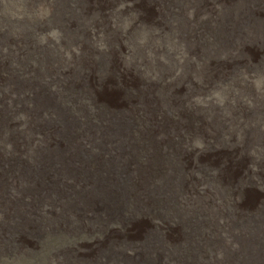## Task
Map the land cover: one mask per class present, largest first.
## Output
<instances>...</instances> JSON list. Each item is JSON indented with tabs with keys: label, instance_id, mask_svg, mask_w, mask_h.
Here are the masks:
<instances>
[{
	"label": "rangeland",
	"instance_id": "rangeland-1",
	"mask_svg": "<svg viewBox=\"0 0 264 264\" xmlns=\"http://www.w3.org/2000/svg\"><path fill=\"white\" fill-rule=\"evenodd\" d=\"M81 1L0 0V62L7 67L0 70V74L7 75L9 69L13 74L16 72L17 76H22L19 67L24 65L37 70L40 79L50 90L53 102L70 118L74 126L72 129L77 132L88 131V128L94 130L107 128L109 125L105 120L108 113L104 106L98 101L97 103L92 101L87 90H71L66 85L64 71L70 68L77 72L81 71L79 58L84 44L91 51L94 50L93 57L98 61L99 74L107 72L110 53L118 51L121 63L109 73L111 76L114 75L112 76L114 87L122 93L120 94L123 101L126 98L136 99L142 81L155 83V92L161 102L154 109V118L163 119V116H167L172 120L178 119V111L168 106L164 99L170 96V89L173 86L183 84V79L189 75L195 88L191 90L193 94L183 100L184 107L212 124L211 126L218 132V139L216 142L205 143L196 134L194 128L187 127V129H179L178 135L172 133L168 137L170 142H167L168 145L159 142L157 146L162 147L161 151L166 161L172 163L174 178L183 179L191 174L202 180V188L208 185L213 187L212 180L216 179L215 171L195 167L188 172V165H191L197 156L213 154L219 149H229L230 133H233L234 143L238 148H242L245 131L261 130L264 135V59H253L247 67L238 65L225 74V77L213 78V81L210 80L205 84L202 74L203 65L212 59L213 61L227 59L228 53L218 45L217 40L221 34L213 28L214 20H209L203 13L199 15L194 13L193 6L197 0H165L162 16L157 19L158 23L144 22L141 10L126 6V0H111L112 4L103 8L102 15L92 9L82 13ZM219 15L221 25L226 28L225 32H231V25H234L236 35L241 37L252 35V25L260 26L264 22V0H239L227 12L220 9ZM194 52L198 56L193 55ZM126 68L132 70L133 76L136 75L134 81L126 78L124 81L123 70ZM2 84L0 83V94L6 90ZM190 99L192 100L189 101ZM136 103L137 101H133L126 106L125 102L123 103L125 106H121L122 109H117L125 122L124 132L127 133L126 136H122V140L132 150L131 162L128 164L130 168L136 163L144 164L150 151L145 139L142 138L148 127V118L141 108L142 105ZM242 110H247L248 114L246 115ZM7 113L4 115L5 120L23 121L21 112ZM42 114L49 122L57 123V116L53 112L49 113V109ZM191 121L194 127L200 125L199 118H193ZM24 129V124L18 127L19 132L26 135ZM8 134L6 123L0 120V144H3L2 140L5 141ZM32 142L36 143V141ZM9 149L7 142L3 151L10 158ZM87 149L96 148L87 146ZM247 151L253 158H264L257 143L248 145ZM21 156L25 166L28 164L36 166L39 162H34L36 156L31 147H27ZM251 163L250 166H253L254 164ZM89 166L94 168L95 164L90 161ZM154 176L152 177L156 180V174ZM25 183V180L18 176L17 185L9 184L6 188L8 193L5 194L6 198L0 199V264H93L85 259H93L94 264H130L129 259L136 258L139 242L137 239L134 241L126 237L125 228L143 220L148 221L151 217L142 212L143 206L135 204L134 197L126 194L122 198L113 199V203L117 201L114 208L115 213H118L116 218H105L103 213H100L99 218L94 216L87 218L84 215L77 217L71 202L78 200L80 191L78 183L64 186L66 192L63 194L49 189L46 193L47 197L42 199L34 198L26 192L22 205L19 196L20 191H24ZM253 187L259 191L264 190L259 182ZM219 191L220 196H216L215 199L227 213H231L233 210L231 189L224 187ZM31 204L34 213L30 218L25 207L29 209ZM171 206L173 209L177 207L173 203ZM172 207L170 211L169 208L162 206L159 212L162 217L167 216L168 218L164 217V219L175 227L183 223L185 226L183 228L187 230L188 224L194 225L197 218V220L204 218L197 213L189 214L190 212L188 213L187 209L181 206H178L180 211H177L181 215L173 216ZM18 213L23 216L26 214L25 217L32 221L31 225H28L27 220L23 222L18 219L20 217ZM151 219L153 223L162 226V220L159 218ZM180 219L183 221L181 222ZM262 227L260 239L264 245V226ZM155 229L157 230H153L155 234L153 241L162 239L164 229L158 226ZM220 233L226 240L229 239L224 236L226 233L223 230H220ZM209 235L210 229L199 224L198 228L190 232L189 242L180 240L176 248L166 246L162 250L161 258H173L179 261L186 259L189 262L199 263L203 259H212L214 254L218 259H223L224 254L220 249L211 247L207 242L202 243L200 237H209ZM59 237L65 241L51 248L52 251L45 249V241L60 239ZM229 246L232 250L235 244L230 242ZM251 251L254 252L253 249Z\"/></svg>",
	"mask_w": 264,
	"mask_h": 264
},
{
	"label": "bare ground",
	"instance_id": "bare-ground-1",
	"mask_svg": "<svg viewBox=\"0 0 264 264\" xmlns=\"http://www.w3.org/2000/svg\"><path fill=\"white\" fill-rule=\"evenodd\" d=\"M126 1V6L139 8L144 22L149 23H158L157 19L162 16V8L165 2V0ZM238 1L197 0L193 6L196 15L203 13L209 20H214L213 28L221 34L217 40L218 45L228 53L227 59L215 61L212 59L203 65L202 74L205 84L209 83L210 80L213 81V78L223 77L238 65L247 67L253 59H264V22L260 26L252 25V35L243 37L235 34L236 27L234 25H231L232 30L228 33L225 32V26L221 25L219 20L220 9L227 12ZM110 3L111 0H82L80 9L82 13L92 9L102 15L103 8ZM225 20L227 21V19ZM227 23L229 24V22ZM86 35L88 36V34ZM93 52L94 50L91 51L84 44L79 58L81 71L77 72L70 68L68 71H64L63 75L69 89H85L92 101H98L104 106L108 113L107 118H105L106 122L109 123L107 128L102 127L96 130L88 128V131L81 130L80 132L73 130V122L53 102L50 90L33 67L29 65V67L24 65L25 68L19 67L22 70V76H17L16 72L14 75L9 69L7 75L0 74V83L6 87V90L0 94V120L6 123V128L9 130L7 139L2 140L3 144H0V199L6 198L5 194H8L6 188L9 184L17 185L18 176L26 182L24 191H20L19 196L22 205L24 204L23 196L26 192L30 196L33 195L34 198L42 199L47 197L46 193L49 189L63 194L66 192L64 186L78 183L80 187L78 200H75L74 203L71 202L73 204L71 207L75 210L77 217L84 215L87 218L93 216L99 218L101 217L100 213H103L105 218H116L118 213H115L114 208H116L115 203L117 201L113 203V199L115 197L122 198L128 194L135 198L137 206L144 207L142 212L146 216L148 214L153 219L159 218L163 223L162 226L155 224L150 218L151 221L143 220L132 227L125 228L126 237L134 241L137 239L139 242L135 254L136 258L129 259L130 264H171L164 260L179 262L180 264H264V245L260 239L262 226H264V190L259 191L253 187L257 182L264 187V158H253L247 151L248 145L257 143L264 155L263 131H245L242 138V148L235 146L234 135L230 133L228 136L229 149H219L215 150L213 154L197 156L191 165L182 161L188 165V172H191L195 167H204L215 171L216 179L212 180L213 187L208 185V187L202 188V180L200 181L191 174L183 179L174 178L172 163L166 161L167 159L161 151L163 144L160 146L161 148L157 146L159 142L170 143L168 137L172 133L178 135L179 129H187V127L194 128L196 134L205 143L216 142L219 136L215 127L211 126L212 124L205 122L199 115L192 114L184 107L183 100L188 99L193 94L191 92L195 88L193 80L187 75L182 81L184 83L173 86L170 89V96L164 99L168 106H172L178 111V119L172 120L167 116H163V119L156 117V119L153 112L161 99L155 92V83L145 81L140 83L138 81L141 87L138 89L136 99L131 100V98L124 97L126 100L123 101L121 99L122 93L114 87V79L112 78L114 75L111 76L109 73L116 66L118 68L121 63L119 62L118 51L110 53L107 63L108 70L100 74L97 68L99 66L97 65L98 61L94 59ZM192 54L198 56L195 52ZM4 68L7 67H4V64L0 62V70ZM130 70L128 68L123 70L124 79L133 80L136 76H133L132 70ZM137 85L139 86V84ZM133 101L142 105L141 108L148 118V127L142 134V138L145 139L150 151L144 164L136 163L130 168L128 164L131 162L132 150L122 140V136H126L127 133L124 132L125 122L117 109H122L123 103L126 102V106H129ZM48 109L49 113L53 112L57 116V123L49 122L44 118L42 112L48 111ZM242 111L248 114L247 110ZM7 112L11 114L21 112L23 121L19 119L5 120L4 115ZM193 118L200 119L199 126L194 127L191 124ZM23 124L26 135L18 130V127ZM32 141H36V143ZM7 142L10 146V158L3 151ZM86 145L96 149L88 150ZM167 145L164 144L163 146ZM27 147H31L34 151V156H36L34 162L39 161L36 166L23 164L21 154L25 152ZM90 161L95 164L94 168H90ZM250 162L254 165L250 166ZM16 174L17 176H15ZM155 174L157 181L152 177ZM224 187L231 189L233 199L231 213H227L219 201L215 199L216 196H220L219 189ZM64 198L67 197L64 196ZM28 202L30 203V201ZM171 203L176 204L177 210L173 209ZM162 206L169 208L170 211L172 207L173 216L178 215L179 217L181 215L177 213L180 211L178 206H181L187 209L189 214L196 215L197 213L204 218L201 220H197V218L194 225L186 224L189 228L187 230L183 228L185 227L183 223L175 227L164 219L167 216L162 217L160 214L159 209ZM22 208L24 209V207ZM33 208L32 204L29 205V209L25 207L30 218L34 213ZM16 212L18 211L16 210ZM23 212L25 211L23 210ZM188 213L187 215H189ZM18 214L20 215V213ZM167 214L169 213L167 212ZM25 215L21 214L17 218L23 222L27 220L30 226L32 221H29L30 218L28 219ZM180 221L183 220L180 219ZM199 224L210 229L209 237H200L202 243L207 242L211 247L220 249V252L224 254H222L223 259H218L214 254L212 259H203L199 263L189 262L186 259L179 261V259L161 258L162 250L166 246L178 247L179 241L188 240L190 232L198 228ZM157 226L164 229V232L162 239L155 238L156 240L153 241L155 235L153 233L157 230L155 229ZM220 230L226 233L224 236L228 237V240L221 235ZM64 241L63 238H54L45 241L44 246L46 250H50ZM230 242L235 244L232 250L229 249ZM252 249L254 252L251 251ZM85 260L95 263L93 259Z\"/></svg>",
	"mask_w": 264,
	"mask_h": 264
}]
</instances>
